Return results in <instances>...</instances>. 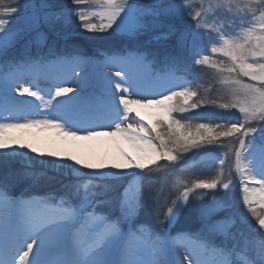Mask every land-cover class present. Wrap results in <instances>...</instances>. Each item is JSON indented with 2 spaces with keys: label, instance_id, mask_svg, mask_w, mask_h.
Segmentation results:
<instances>
[{
  "label": "snow or ice",
  "instance_id": "snow-or-ice-1",
  "mask_svg": "<svg viewBox=\"0 0 264 264\" xmlns=\"http://www.w3.org/2000/svg\"><path fill=\"white\" fill-rule=\"evenodd\" d=\"M85 4L90 7H80ZM70 5L76 7L56 11L48 0H38L32 11L21 15L20 0H0V58L4 59L0 64V164L30 152L33 155L29 160L71 177L62 184L63 193L58 197L27 199L13 198L12 185L0 181V264H177L170 256L180 249L184 253L178 264H264V216L257 215L254 207L258 203L264 209V127L258 137L252 135L264 121V0H247L243 8L239 4L226 8L219 5L228 23L219 19V13L212 17L215 39L211 32L204 31L208 21L202 24L197 20L182 31L166 24L170 17L190 15L184 0H70ZM70 14L79 20L84 32L98 34L89 37L92 40H107L116 34L135 38L159 30L152 39L165 42L167 47L122 57L124 67L117 68L112 76L106 71L92 75L74 71L76 79L70 86H65L67 81L55 84L47 94L10 79L12 74L25 72L39 75L50 64L78 58L59 57L45 63L41 57L30 55L33 39L41 46L46 44L48 32L59 35L57 22L61 18L70 22ZM14 19L22 21L19 30L11 29ZM239 28L244 31H236ZM17 44H22L24 58L7 60ZM209 44L211 53L226 59H211L206 51ZM157 56L163 57L173 73L191 75L197 65L214 69L216 78L228 85L223 102L201 96L190 80L164 92L146 89L143 81L161 79L160 74L152 72ZM83 62L94 63L86 58ZM111 62L112 57H106L98 68L106 69ZM13 88L19 96L39 101L45 111L19 115L29 110L9 95ZM209 100L218 109L236 110L239 117L221 119L199 112L179 118L175 115L197 110ZM138 108L155 109L153 123L146 122ZM84 113L90 117L88 122L79 118ZM23 129L55 130L65 142L112 137L128 144L134 154L121 151L119 163L85 162L38 147L35 136L26 140L9 135ZM221 137L239 146L234 152L238 184L230 173L225 176L223 172L209 179L177 180L179 195L165 213H155L162 232L139 219L145 196L152 197L151 173L164 167L160 162H178L184 153L216 144ZM220 164L223 166V159ZM26 175L34 184L55 178L44 172ZM124 176L135 179L116 201L107 198L105 191L95 190L106 187L103 181ZM230 185L242 193V204L255 217L258 229L247 214L239 222L234 216H219L214 197L213 206L200 212L202 224L195 237L171 236V227L191 200H202L207 191L217 189L224 190L226 197L232 190ZM196 190L205 191L202 194ZM241 224L259 233L257 243L243 237ZM189 243L212 258L194 256L188 250Z\"/></svg>",
  "mask_w": 264,
  "mask_h": 264
},
{
  "label": "trees",
  "instance_id": "trees-1",
  "mask_svg": "<svg viewBox=\"0 0 264 264\" xmlns=\"http://www.w3.org/2000/svg\"><path fill=\"white\" fill-rule=\"evenodd\" d=\"M38 2V0H31V3H29V0H20L21 6H22V14H26L30 11H32L34 5ZM49 3H51L54 6V9L56 11L60 10H66L69 7H76L74 5H70V0H48ZM137 2H146V0H137ZM81 8H89L90 6L88 4L80 6ZM91 8L93 10H98L97 6L92 5ZM71 19L70 22L65 23L64 19L61 18L60 21L57 22L56 30L59 32V35H56L53 32H48V41L43 46L36 43V41L33 39V42L31 44V51L30 55L32 57H41L42 60H44L47 56H52L53 53L52 50H54L55 53H62L65 54H72V53H78L82 55H88V56H95V57H108V56H128L130 54H134L136 52H153V51H163L165 47H167V44L165 42H159L156 40H153L152 37L156 35V31H151L146 34H140L137 35L135 38H130L128 36L119 35L116 34L112 38L107 40H92L89 37L93 35V33H87L82 30L81 27H79V20L76 19L74 14H70ZM259 15V13H257ZM19 19H14L13 23L11 25V29L19 30L22 27L21 21H17ZM167 24V23H166ZM177 29L184 28L185 27H179L175 26ZM239 31H244V28L242 29H236ZM65 35L67 38L65 39ZM107 35V33L103 34ZM170 43V42H168ZM207 54L211 57V59L220 60L222 59L220 56L216 54L211 53V44H209L206 47ZM24 58V49L22 44H17L15 48H13L10 52L9 57L6 59L9 61H20ZM151 59V57H149ZM1 59V63H4V59ZM155 61L157 62V66L160 69H169L165 66V61L162 56H157L155 58ZM5 73L7 72V69H4ZM196 68L193 66L191 75H186L188 78L193 79V84L197 87V91L199 94L206 99H214V93L211 92L208 93V95H204L203 92H205L206 87L204 86V83L199 80V75L201 73V70H198L196 73ZM195 76V77H192ZM195 90V89H194ZM215 100V99H214ZM214 108L209 100V103L205 104L201 108L197 109L199 113L205 114L206 110ZM209 114V111L206 113ZM177 116V115H176ZM216 118H220L217 115L214 116ZM222 119V118H221ZM264 126V123H260V125L257 126V130H261V127ZM222 138V137H221ZM218 140L216 144L209 145L213 147V150L216 147L219 146H225L229 141L227 139L225 141ZM198 152L197 149H194L190 151L189 153L183 154L181 159L178 161H188L193 154L195 155ZM233 153H228V168L230 169V172L234 170V159H233ZM11 159L7 163L0 164V181H7L9 182L12 187L10 189L11 195H20V194H26V195H32V194H42L44 192L50 193L56 197L61 195L63 193L62 184L67 183L71 177H65L61 173H56L54 171H45L41 168H33L34 170L30 171V169L25 167H20L14 164H10ZM31 172L33 174H37L40 172H44L47 176L55 177L54 179H44L41 180L38 183H33V181L27 177L26 173ZM228 176V175H226ZM233 178V174L231 175ZM214 177V176H213ZM196 178H203V179H209L212 178L211 171L203 166H198L193 169H190L186 172H184L183 179L184 180H192ZM9 179V180H8ZM14 181V183L11 182ZM103 185L106 187L104 189L96 188V191H105L106 197L112 199L113 201L118 200L121 190L123 188L122 181H103ZM149 184L151 187L152 192V181L149 180ZM182 190V189H181ZM209 200L213 197L221 196L223 194H217V193H209ZM229 194V193H227ZM179 195V192L172 197L168 199V204L165 207L164 205L159 207H154L151 205L152 197H148L147 195L144 198L143 208L141 209L139 219L147 222L149 225L152 226L154 231L156 232H162L161 226L157 223L155 219V213L158 211L159 213L163 214L166 212V208L168 206H171L172 200L176 198V196ZM195 195V194H194ZM194 200H192L193 202ZM234 202V198H233ZM194 204V203H193ZM193 204L191 206H188L185 210L184 214L176 224L174 228L175 233H187L191 236L197 235L200 232V224L199 219L197 216V211L195 210ZM235 210V208H234Z\"/></svg>",
  "mask_w": 264,
  "mask_h": 264
},
{
  "label": "rangeland",
  "instance_id": "rangeland-1",
  "mask_svg": "<svg viewBox=\"0 0 264 264\" xmlns=\"http://www.w3.org/2000/svg\"><path fill=\"white\" fill-rule=\"evenodd\" d=\"M247 3V0H184V4L186 7H188L190 9V15L188 16H173L170 17L166 23L167 24H172L174 26H179V27H185L189 28L190 25H194L196 23L197 20H200L201 23L203 24L205 21H208V24L205 26L204 31H209L212 33V37L213 39L216 38V34H215V29L211 26L212 25V17L219 13V19L221 21H223V23H228V19L227 17H224L222 12L223 10L220 9L218 6L221 4L225 5V8L228 7L230 4H239L242 8L245 6V4ZM197 13H199V15H197ZM242 14V13H241ZM24 15V14H22ZM17 21H21L20 19ZM22 24V21L20 22ZM242 29V28H239ZM178 30H184V28H179ZM257 30H259L257 28ZM239 31V30H236ZM243 31V30H242ZM240 31V32H242ZM119 35H123V34H119ZM126 36V35H124ZM204 41H200V44L203 45ZM53 55H62L67 57V54H65L64 52L62 53H55L54 50H52ZM70 55H73L70 53ZM187 55V54H186ZM218 56H220L222 59L220 60H224L226 58H224L223 56H221L220 54L217 53ZM98 58V57H97ZM219 58V57H218ZM217 58V59H218ZM87 60L90 61H94L95 63L98 62V60L95 57H86ZM216 59V60H217ZM57 60V59H56ZM75 60V59H74ZM1 61V59H0ZM102 62V61H100ZM189 62H190V58H189ZM0 64H2L0 62ZM64 64V63H63ZM155 64V66L157 67V62L154 61L153 65ZM152 65V67H154ZM196 68V72L198 70H201V72H203V75H199V80L202 81L204 83V86L206 87V90L204 93V95H208V93L211 92H215L214 93V99L216 100V103H220L223 102V99L226 95V89L228 87V85L224 84L221 80L216 78V74H215V70L212 68H209L207 66H194ZM101 71H107L106 69L100 68ZM155 70V69H154ZM157 71V70H156ZM195 72V73H196ZM156 74H160V72H155ZM23 74H31L29 72H25ZM23 74H12L10 76V79H16L18 80L19 77ZM195 77V76H192ZM113 79H115V77L113 76ZM182 79V83H184L186 80H190L191 81V87L193 89H197V87L193 84V79H188L185 76L181 77ZM244 80L245 83H248L249 81L247 80V78H241ZM146 82H143V86L150 90V91H156V92H164L166 89L172 87V83H168V81L162 82L161 84L159 83V81H156L155 86L152 85H145ZM208 92V93H206ZM14 100L15 101H22V103L24 104V106L22 108L27 109L29 111H24L21 112L19 115L21 116H26L31 114V110L32 107L30 105H25V102L27 101V96H19L18 94H15ZM214 108L206 110L205 114L209 111V115L212 116H218L222 119H236L239 117V113L236 112V110H226V109H218L216 108L214 105H212ZM196 112H198V110H193V111H189L188 113H176L175 115H177V117H181V116H192L194 115ZM40 114V112L37 113H32L31 115H38ZM17 114L13 113V116L15 117ZM149 124L153 123V120L148 122ZM261 123V122H260ZM262 123H264V121H262ZM264 127V126H262ZM16 135L19 134V137L22 136L25 139H31L33 137V135H49L54 141H61V138H57L56 132L55 130H50V131H45V132H38V130L36 129H23V130H14L13 131ZM260 134V130H256V132L252 133L253 136H259ZM30 135V136H28ZM227 139V141H229L227 143V145L225 146H219L216 147L213 150L212 146H205L203 148L197 149L198 152L188 160V161H180V162H160L162 166H164L162 169L159 170H154L151 173L150 176V180L152 181V201H151V205L152 206H162L164 205L165 207L168 204V199L170 197H172L173 195L176 194L177 192V184L176 181L177 180H184L183 176H184V172L193 169L195 167L198 166H203L208 168L211 171L212 177L219 175L221 172H223V174L229 175V173L232 175L233 174V182L236 183L237 180L239 179V174L236 172V165H235V155L234 152L236 149H238V144H234L232 142H230L229 138H224L222 137L221 140L225 141ZM64 141V140H62ZM86 147V145H85ZM117 151V149H115ZM194 150V149H192ZM191 150V151H192ZM89 151V149H88ZM190 152V151H189ZM186 152V153H189ZM228 153H233V159H234V170L232 172H230V169L228 168V157L227 154ZM185 154V153H184ZM33 154H27L25 153L24 156H15L11 159V163L10 164H14L20 167H25L30 169V171L34 170L33 168H41L45 171H52L50 167H41L40 164L36 163L35 160H29L28 158L31 157ZM37 160L39 159V157L36 158ZM220 159L224 160V164L223 166H221L220 164ZM30 165V166H29ZM169 169H174V171H169ZM147 171V170H145ZM58 173V172H56ZM128 178V179H126ZM135 178L131 177V176H124L121 179H110V180H106V181H122V185L123 188L122 190L127 187L129 184L133 183ZM9 180V179H8ZM127 181V183L124 181ZM12 183H14V181L11 180ZM230 188H232V186L230 185ZM91 190V189H90ZM121 190V191H122ZM205 190H196V193H204ZM224 190L222 189H217L215 190V192L213 191H207L206 194H203V199L202 200H194L192 202L189 203L188 206H191L193 203V206L195 208V210L197 211V216L199 219V224H200V229H201V224H202V219L200 216V212L206 208H209L211 206H213L212 201L213 198H211V200H209V193H217V194H223ZM193 193V196L194 194ZM229 194H227V196H215L216 198V206H218V215L219 216H234L237 221L239 222L240 217L247 214V216L251 219V223L256 225V228L258 229V224L256 223L255 217H252L251 213H248L245 206H243L242 204V195L237 191L236 188H232L231 191L228 192ZM44 197H48V196H54L52 194H50L49 192L46 193L44 192ZM19 198V197H16ZM233 198H234V202H233ZM257 215L260 216H264L261 213V208L258 206H254ZM235 208V210H234ZM185 212V211H184ZM184 212L180 215L179 219L177 220V222L180 220V218L182 217V215L184 214ZM176 222V223H177ZM175 223V224H176ZM240 230L243 234V237L248 240L251 241L253 243H257L259 240V233L257 231H255L252 227H250L247 224H241L240 225ZM178 235V234H177ZM176 235V236H177ZM175 237V236H174ZM203 237V236H201ZM204 238V237H203ZM190 244V243H189ZM181 255L182 252H181Z\"/></svg>",
  "mask_w": 264,
  "mask_h": 264
},
{
  "label": "bare ground",
  "instance_id": "bare-ground-1",
  "mask_svg": "<svg viewBox=\"0 0 264 264\" xmlns=\"http://www.w3.org/2000/svg\"><path fill=\"white\" fill-rule=\"evenodd\" d=\"M84 60L85 59L77 58L69 65L55 63L53 65L54 67L53 73L44 72L39 75L34 73L26 74V75L23 74L19 77L18 80L22 81L24 86L33 87V90L38 89L41 90L43 93L47 94L53 91V85L55 84L67 81V83H65V86H70L71 81L76 79V77H73L72 75L74 71L78 75H92L97 71H101L98 68V65L94 61H93L94 63L89 64L83 62ZM66 66H69L70 68L68 69ZM120 67H124L122 60L119 58L112 57L111 66L107 68L106 72L109 76H112L113 72ZM164 80L166 81V78H164ZM167 81L169 83H172V85L181 83L179 80H174L171 77L167 78ZM15 94L16 92L15 89L13 88L10 91L9 95L12 98H16ZM64 99H67V97H65ZM39 104H40L39 101H35L34 98L27 96V101L25 102V105H30L32 107V110L30 112L31 114L37 112L42 113L45 111V109L39 107ZM137 110L140 111L145 116L146 122H149L154 119V114L156 111L155 109L138 108ZM89 120H90L89 116L84 119L85 122H88ZM9 135L19 137V134L16 135L13 131L9 132ZM33 136L38 138L37 140L38 147H41L44 150H48L49 148H51L52 150L59 151L63 155H73L85 162L119 163L122 162L120 156L121 151L128 152L129 154H134V150L128 144L123 142H118L116 138H112V137H97L92 140H77V141L65 142L62 140L54 141L49 135L46 134L38 135V136L33 135ZM26 140L29 139L26 138ZM115 149H117V151ZM25 153L30 154V152H25ZM238 182L239 179L235 184H238ZM239 193L242 195L241 192ZM35 198H39V197H35ZM254 206L260 207L258 203ZM261 213L262 215H264V209L261 210ZM188 250L196 257L207 258V259L212 258L211 256H204V254L199 248H195L191 244H188ZM180 252H182L183 254L184 249H180L179 252L173 251L170 256V259L177 262V264L182 259V255ZM185 264H187V262H185Z\"/></svg>",
  "mask_w": 264,
  "mask_h": 264
}]
</instances>
